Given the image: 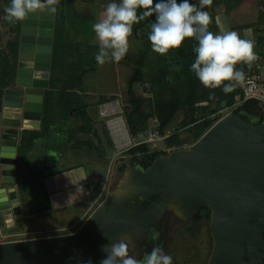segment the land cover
<instances>
[{"label": "water", "instance_id": "1", "mask_svg": "<svg viewBox=\"0 0 264 264\" xmlns=\"http://www.w3.org/2000/svg\"><path fill=\"white\" fill-rule=\"evenodd\" d=\"M50 17L41 10L21 22L16 85L22 89L5 91L0 119V159L10 162L3 172L7 183L15 181L17 139H9L1 128H40L43 98L26 91L48 87V80L34 72L49 69L54 21H47L43 42L36 29ZM149 22L135 26L134 36ZM24 59L33 62L31 69L23 67ZM253 119L257 114H228L188 148L158 157L146 168L128 166L76 232L1 242L0 264H87L89 259L100 264L106 255L101 247L124 234L135 245L133 254L142 258L154 246L150 236L169 214L191 221L204 207L210 210L212 239L207 264H264V121ZM86 181L82 168L47 177L51 207L80 202L79 185ZM0 214L7 224L21 217L15 188H0Z\"/></svg>", "mask_w": 264, "mask_h": 264}, {"label": "rangeland", "instance_id": "2", "mask_svg": "<svg viewBox=\"0 0 264 264\" xmlns=\"http://www.w3.org/2000/svg\"><path fill=\"white\" fill-rule=\"evenodd\" d=\"M259 1L245 0L243 4L226 15L221 14L222 11L217 8L219 33L222 29L234 30L240 32L242 38L251 39L255 43L251 31L249 32L247 29L237 30V28L255 20L254 16L259 7ZM110 2L112 0H60L57 23L52 29L54 50L52 51V42L48 69L51 82L47 92H50L53 87L56 88L51 98V102L53 101L51 103L52 122L48 126L49 133L47 131L46 137L43 136L40 142L35 141L33 149L25 151L24 159L16 160V182L19 184V181H26L22 184L24 185V193L21 199L17 192L21 217L14 219L13 224H7L0 214V243L76 232L109 192L118 185L126 168L133 165L132 161L136 160L135 157L138 159L140 156L142 157L143 154L134 156L129 154V150L134 146L141 143L147 144L149 151L144 155L169 154L172 151L186 149L190 146L187 143L179 148H167L164 143V139L175 128H178V124L183 118L181 112L176 114L171 126L163 135H160L159 139L148 142L149 130L139 137L130 135L125 124L123 109L129 100L127 80L131 69L111 59L103 65L97 64L95 71L85 75L82 87L67 95L69 96L67 101L71 108L87 105L85 112L73 116L65 113L66 107L60 99L63 92V78L69 71L73 56L79 50L84 51L88 45L99 44L92 30V24L103 18L105 6ZM116 2L118 3L119 0ZM6 5L7 0H0V18L1 10ZM1 30L0 46L3 48L6 41L13 39L15 34L8 26ZM134 38V34L129 37L128 53L136 50ZM256 48L255 45V51H257ZM51 56L57 60V64L51 61ZM52 70L53 73L56 72L54 77L50 73ZM37 73L44 74L42 72ZM134 90L139 95L145 94L140 86ZM103 97L108 101L99 104V100ZM260 106L264 108L263 104ZM237 107L222 112L219 119L232 114ZM259 113L257 112V114ZM153 120L149 122V127L153 125ZM81 125L92 127L97 136L93 137L80 132L78 128ZM7 127L9 128V126H5L1 129L6 130ZM42 134H45V128ZM106 134L109 135L112 146L108 143ZM183 136L186 135L183 134ZM82 141H93L95 146L93 149L95 150H88L89 148L82 144ZM8 163V160L0 159V187L17 190L15 181L14 183L3 181V172L8 169ZM79 168L84 170L87 178L85 183L79 185L82 189V200L57 209L51 207L50 216L32 215L43 204L42 197L37 194V190L41 194L37 184L38 176L51 170L61 172L67 169L75 171ZM30 178L32 181H29ZM36 196L38 198H35ZM208 225L209 222L206 223V220H202L200 223L194 220H180L174 224L171 232L168 233L167 242L164 246L166 254L172 256L173 264H207L212 249Z\"/></svg>", "mask_w": 264, "mask_h": 264}, {"label": "trees", "instance_id": "3", "mask_svg": "<svg viewBox=\"0 0 264 264\" xmlns=\"http://www.w3.org/2000/svg\"><path fill=\"white\" fill-rule=\"evenodd\" d=\"M244 1L245 0H213L212 6L204 9L208 11L212 17L209 30L213 33H219L217 8H220L222 11L221 14L226 15L228 12L235 10L239 5L243 4ZM191 2L198 4V0H191ZM58 5L56 6L57 13L54 14V26L57 23V15H59ZM8 6H10V0H7L6 7ZM1 11L0 41L2 38L1 29L3 27H10L15 35L13 39L11 38L6 41L3 48L0 46V99L4 96L6 90L15 86L22 27V21L10 22L5 20L4 9ZM254 17L255 20L250 21L249 24L237 28V30L247 29L251 31L255 38V45L257 46V51L255 52L259 56V59L253 62L250 67L243 63L236 65L237 69L243 70V72L249 69L258 71L261 66L264 67V0L259 1V7ZM148 19L151 21L154 17L145 18L144 21ZM137 25H134L133 28ZM148 35L149 29L146 25L138 31L137 37L134 38L136 44L135 52L127 53L124 59L120 61V63L131 69V73L127 80L129 100L126 102L123 109L125 124L131 136L139 137V135L145 134L149 129V122L153 119L157 120L159 134L163 135L171 126L176 114L181 112L183 118L178 124V128H175V130L164 139L167 148H179L187 143H189V145L194 144L222 116V112L232 107L238 106L233 112L234 114L245 113L248 115H255L257 112L263 113L264 108H262L257 101H244L242 90L238 85L235 87L234 91L225 94L221 88L208 89L199 82L198 78L191 71V64L195 60L193 47L197 43L194 39L186 38L180 48L172 49L167 54L160 55L152 50ZM52 42L53 51L54 38ZM98 52L99 44H94L88 45L84 51L79 50L78 53L73 56L69 65V71L63 78V94L61 93L60 95L61 102L66 107V114L73 116L85 112L87 105L71 108L70 103L67 101L69 97L67 95L70 94V92L80 89L83 85L85 75L91 71H95L97 66L95 56ZM51 61L57 64V60L52 56ZM50 73L53 77L56 74V72L53 73V70ZM169 77H171V79H168ZM50 82L49 80V84ZM137 86H140L145 94H137L134 90ZM47 89L43 92L40 128L38 130L23 129L18 134L17 161L19 158L24 159L25 151L33 149L32 147L35 141L40 142L43 136L47 134V131L49 133L48 126L52 122L51 120L53 117L51 106L53 101L51 102V98L56 88L53 87V89H50V92H47ZM210 92L215 93L216 99L212 100L209 98ZM107 101L108 99L103 97L98 103L103 104ZM262 121L264 120H260L257 124H260ZM44 128L45 134L43 135ZM78 130L82 133H87V135H92L93 137L97 136L92 127L81 125ZM183 134L186 136H183ZM105 136L108 143L112 146L109 135L106 134ZM81 143L85 144L86 147L89 148L88 150H95L93 149V147H95L93 141H82ZM148 151L149 146L141 143L131 148L129 154L133 156L143 154L139 159L135 157V161L142 163L144 168L150 165L156 158L167 155L166 153L144 155ZM65 171H70V169L61 172L51 170L46 174L44 173L38 176L39 180L37 184L41 190V194H39V190H37V194L42 197L43 204H41V207L32 215H51V204L45 186V179ZM31 179L32 178H30L29 181H32ZM24 182L26 183V181H19V184H17L15 179V184L17 186L16 192L20 194V199L24 193V185H22ZM33 191V193H35V190ZM35 198L38 197L36 196ZM209 219L210 210L204 207L196 215L194 221L200 223L202 220H206V223H208Z\"/></svg>", "mask_w": 264, "mask_h": 264}, {"label": "clouds", "instance_id": "4", "mask_svg": "<svg viewBox=\"0 0 264 264\" xmlns=\"http://www.w3.org/2000/svg\"><path fill=\"white\" fill-rule=\"evenodd\" d=\"M59 3L60 0H10V6L4 8V19L24 21L42 9L54 15ZM212 4L213 0H198V4L191 0H119L118 3L112 0L106 4L103 18L92 24L99 41L95 60L99 65L109 59L120 62L129 51L133 26L154 17L147 25L154 52L165 55L180 48L186 38L194 39L197 43L193 47L195 60L191 71L204 87L221 88L225 94L231 93L245 79L243 70H238L236 65L243 63L250 67L259 56L254 41L242 38L237 31L222 29L217 34L209 30L212 17L204 9ZM209 98L216 99L215 93L210 92ZM101 250L106 255L100 264H173L172 256L156 243L150 252L137 258L133 254L135 245L127 234L103 245ZM87 264L92 261L89 259Z\"/></svg>", "mask_w": 264, "mask_h": 264}, {"label": "flooded vegetation", "instance_id": "5", "mask_svg": "<svg viewBox=\"0 0 264 264\" xmlns=\"http://www.w3.org/2000/svg\"><path fill=\"white\" fill-rule=\"evenodd\" d=\"M22 28V27H21ZM39 27L36 29L37 31V35L36 37H39ZM47 32V29L45 30ZM45 35V33H44ZM20 39H21V33H20ZM19 46H20V41H19ZM50 55V54H49ZM19 53H18V64H19ZM22 65L24 68L26 69H31L32 66H33V62L32 61H29V60H23L22 61ZM18 70V68H17ZM49 71V70H48ZM43 72L44 74H41V73H37V72H34V77H38V78H46L48 80V86H49V80H50V75H49V72ZM16 75H17V72H16ZM48 88V87H47ZM46 88V89H47ZM20 90L22 89L21 87L17 86L16 85V81H15V86L11 89H8V90ZM46 89H42L40 90L39 88L38 89H30L29 91L27 90L26 92H30V93H33V94H36V95H41L42 98H43V92L44 90ZM4 97H5V93H4V96L0 99V119H1V116H2V109H3V103H4ZM11 109H14V108H11ZM256 115V114H255ZM255 120V122H259L260 120H264V115L263 113H259L257 114V119H253ZM3 127V126H2ZM8 128V127H7ZM23 130L22 126H12L10 125L8 129H6V134L5 136H7L9 139H17L18 137V134L19 132ZM14 131H17V134H14ZM133 164L135 165H143L142 163L140 162H137V161H132ZM10 165V162L8 163V167ZM144 167V166H143ZM1 188V187H0ZM3 188V187H2ZM7 189V188H6ZM196 217V216H195ZM195 217L193 220H195ZM178 221H180L177 217L175 216H172V215H168L165 220L163 221V224H162V229L159 231V232H154L153 233V236L151 237L150 236V239L149 240H153V237H155V240H153L154 243L156 244H159L160 246H162L163 248H165L164 246L166 245V242H167V237H168V233L171 232L172 228L174 227V224H176Z\"/></svg>", "mask_w": 264, "mask_h": 264}, {"label": "built area", "instance_id": "6", "mask_svg": "<svg viewBox=\"0 0 264 264\" xmlns=\"http://www.w3.org/2000/svg\"><path fill=\"white\" fill-rule=\"evenodd\" d=\"M244 74V81L237 84L242 90L244 101H257L259 104L264 105V67L261 66L258 71L249 69L248 71L244 72ZM153 121V125L148 129V142L160 138V134L158 131V122L156 119Z\"/></svg>", "mask_w": 264, "mask_h": 264}, {"label": "bare ground", "instance_id": "7", "mask_svg": "<svg viewBox=\"0 0 264 264\" xmlns=\"http://www.w3.org/2000/svg\"><path fill=\"white\" fill-rule=\"evenodd\" d=\"M32 16V15H31ZM44 18H43V20H42V22H41V27H39V37H40V41L41 42H43L44 41V37H45V35H44V33L46 32L45 30H46V26H48V22L46 21V22H44ZM31 53L30 52H27V51H24L23 52V55H25V56H28V55H30ZM5 182V181H4ZM7 183V182H6Z\"/></svg>", "mask_w": 264, "mask_h": 264}, {"label": "crops", "instance_id": "8", "mask_svg": "<svg viewBox=\"0 0 264 264\" xmlns=\"http://www.w3.org/2000/svg\"><path fill=\"white\" fill-rule=\"evenodd\" d=\"M40 11H41V10H40ZM42 11L46 12V11L43 10V9H42ZM50 20L54 21V17H53V19H52L51 17H50L49 19H48V18L46 19V21H50ZM53 24H54V22H53ZM45 46H47V45H45ZM44 48H45V47H44Z\"/></svg>", "mask_w": 264, "mask_h": 264}]
</instances>
